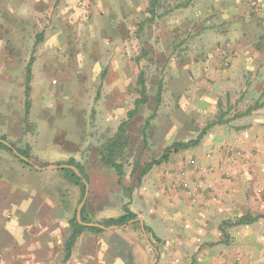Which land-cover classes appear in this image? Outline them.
<instances>
[{
	"label": "rangeland",
	"instance_id": "obj_1",
	"mask_svg": "<svg viewBox=\"0 0 264 264\" xmlns=\"http://www.w3.org/2000/svg\"><path fill=\"white\" fill-rule=\"evenodd\" d=\"M56 1L0 0V137L31 155L29 166L0 148V185L43 188L52 182L47 168L82 167L85 223L105 229L88 233L112 249L104 264H153L157 254L156 264H190L201 245L225 240L224 221L264 215V0H161L160 13L168 12L152 22L150 0H82L85 8L80 0ZM141 71L150 101L127 125L126 139L119 126L135 107ZM223 112L226 123L209 128L199 146L172 152L141 177L145 163L176 141L197 138ZM114 140L124 142L116 158L125 170L121 184L100 154ZM69 184L71 219L81 187ZM125 205L134 221L102 224ZM263 237L264 219L237 227L228 245L202 249L195 264L203 253L217 264L225 256L241 264L244 249L264 254Z\"/></svg>",
	"mask_w": 264,
	"mask_h": 264
},
{
	"label": "crops",
	"instance_id": "obj_2",
	"mask_svg": "<svg viewBox=\"0 0 264 264\" xmlns=\"http://www.w3.org/2000/svg\"><path fill=\"white\" fill-rule=\"evenodd\" d=\"M46 1L40 0V3L43 5ZM58 2L59 0L56 1V4ZM42 34L44 37V33ZM55 165L53 164L51 167ZM60 169V167H54L45 170L49 172V180L52 182L43 188L24 187L19 183L0 185V264H96L97 262L104 264V256L112 249L109 243H103L101 247L100 240L88 233L92 231L90 229H86L81 234L71 256L68 259L65 258V242L71 231V219L68 214L72 210L75 200L72 194L73 188L70 187L68 180L64 184V177ZM64 185L67 187L65 193ZM5 212L7 214L4 216ZM259 216L261 217L253 223L264 219V215ZM224 222L221 231L225 240L201 245L196 250L190 264L196 263L198 252L202 249L204 251L212 246L222 245V243L228 245L231 241V230L253 224L228 227ZM101 228L103 229L101 232H104L105 229ZM152 237L155 238L153 235ZM155 239H158L157 235ZM262 239L264 240V237ZM250 251L249 248L244 249L245 254L249 255L245 256L244 262L241 264H264L263 253L254 255ZM219 254L221 253L219 252ZM199 260L200 264H217L218 262V258L209 256L207 253L201 254ZM105 261L108 262V259ZM219 262L221 264L233 263L232 259L230 260L227 256L220 257Z\"/></svg>",
	"mask_w": 264,
	"mask_h": 264
},
{
	"label": "trees",
	"instance_id": "obj_3",
	"mask_svg": "<svg viewBox=\"0 0 264 264\" xmlns=\"http://www.w3.org/2000/svg\"><path fill=\"white\" fill-rule=\"evenodd\" d=\"M188 3H186L185 5H187ZM160 9H161V0H150L149 1V21H154L157 18L162 17L164 14H166L168 11H164L163 13H160ZM143 24L141 25L140 29L143 27ZM43 38V34L40 35L39 40L41 41ZM147 52L143 51V55H146ZM141 57H138L137 59L139 60ZM34 58L31 57L27 68H26V75H25V113H24V117H25V121L26 123L29 125V118H30V112H31V91H32V81H33V64H34ZM138 86H139V97L136 99L135 101V107L131 110L128 111L127 114V119L125 121H123L121 123V125L119 126V132L124 135L126 137V139L128 138V134H127V125L129 124V122L131 120H133V118L138 115L141 111V107L145 106L149 103L150 101V96H149V92H148V87H147V80L145 77V73L144 71H141L139 76H138ZM162 94H163V84L160 81L159 85H158V90L156 93V105L157 107L161 104L162 101ZM261 106V104H256L255 106L251 107L249 110L255 109V108H259ZM157 110V108H156ZM156 110L146 119V122L143 126L142 132L143 135L145 137V139H147L148 136V128L151 124V119H153L155 117L156 114ZM250 111H248L246 114H248ZM226 113H221L220 116L218 117L217 120L213 121L212 123H210L199 135L197 138L195 139H190L188 141H176L174 143H172L171 145L167 146L161 157L159 159H154L151 160L147 163H145L144 168L142 170L141 173V177H143L144 175H146L148 172L151 171V169L156 166V165H160L163 161H167L170 154L172 152H178L180 150H187L190 148H194L197 147L200 143L202 138L204 137L205 133L207 132V130L209 128H211L214 125L217 124H222L225 123L226 121L223 119L224 115ZM7 140L6 136L0 137V140ZM127 141V140H126ZM12 147H10L9 145L3 143L0 141V148L5 149L11 153H14V149L16 151H18L20 154H22L23 156L31 159V155H30V151L28 149H22V148H18L17 146H15L13 143H9ZM124 145V142L118 141V140H114L111 142V144L105 146L103 149L100 150V154H101V160L104 164L111 166L112 168L115 169V171L117 172L118 176H119V182L121 184V182L123 181L124 175H125V170H124V165L120 162L117 161V156H118V151L119 148H121ZM17 159L22 162L25 165H29L31 166V163L28 161H25L24 159L20 158L16 153L14 154ZM70 163H74L73 159L70 160ZM75 165L78 170L81 173V176H79L73 169L68 168V167H61V171L66 175V179L69 181V183H72L75 186H80L81 187V196H80V202L84 199L86 191H87V185L86 182H89L88 178H87V174L83 171V168L80 167L77 164H73ZM141 177L139 182H141ZM133 187L128 188V192L129 194H131L133 192ZM85 209H86V205L83 206L82 208V219L83 222H86V218H85ZM124 213L118 217H111V218H107L105 219L102 224L105 227L108 226H112V225H116V226H123L131 221H134L137 218V214L134 213L128 205H125L123 207ZM261 216H252L249 214L246 215H242L237 217L235 220H227L224 222L225 225H227L228 227H232L233 225H244V224H250L253 223L255 221H257ZM70 227H71V231L69 236L67 237V240L65 242V251H66V255L65 258L68 259L71 254L72 251L74 249V246L78 240V238L81 236V234L86 230V229H90L94 232H101L103 229L100 226H86L85 224H82L78 221L77 219V212L75 211L73 214V217L70 220ZM146 231L152 233V235L156 238V235L154 233V231L149 227V226H145Z\"/></svg>",
	"mask_w": 264,
	"mask_h": 264
},
{
	"label": "water",
	"instance_id": "obj_4",
	"mask_svg": "<svg viewBox=\"0 0 264 264\" xmlns=\"http://www.w3.org/2000/svg\"><path fill=\"white\" fill-rule=\"evenodd\" d=\"M0 141L3 142V143H5V144H7V145H9L10 147H12L7 141H5V140H0ZM14 152H15L20 158L24 159L25 161L31 162L29 158L23 156L22 154H20V153H19L18 151H16L15 149H14ZM55 167H58V166H55ZM63 167L71 168V169H73V170H74L79 176H81V173H80V171L78 170V168H77L76 166L67 165V166H63ZM86 185H87V191H86V194H85L84 199L81 201V203H80V205H79V207H78V210H77V219H78V221H79L80 223L85 224V225H90V226L95 225V226H100V227H102V226L99 225V224H88V223H84V222H83V219H82V208H83V206L85 205V202H86V199H87V196H88V193H89V186H88L89 183L86 182ZM157 260H158V254H157V257H156V259H155V261H154L153 264H156Z\"/></svg>",
	"mask_w": 264,
	"mask_h": 264
},
{
	"label": "built area",
	"instance_id": "obj_5",
	"mask_svg": "<svg viewBox=\"0 0 264 264\" xmlns=\"http://www.w3.org/2000/svg\"><path fill=\"white\" fill-rule=\"evenodd\" d=\"M78 3H79V5H80L82 8H85V2H84V1L80 0Z\"/></svg>",
	"mask_w": 264,
	"mask_h": 264
}]
</instances>
